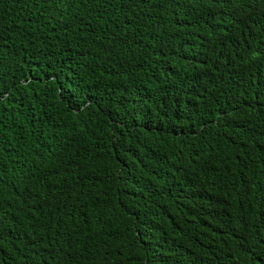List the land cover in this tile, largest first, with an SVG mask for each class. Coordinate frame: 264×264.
Returning <instances> with one entry per match:
<instances>
[{"label":"trees","instance_id":"1","mask_svg":"<svg viewBox=\"0 0 264 264\" xmlns=\"http://www.w3.org/2000/svg\"><path fill=\"white\" fill-rule=\"evenodd\" d=\"M0 264H264V0H0Z\"/></svg>","mask_w":264,"mask_h":264}]
</instances>
